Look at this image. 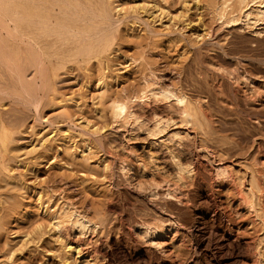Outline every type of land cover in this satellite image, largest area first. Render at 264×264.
I'll return each mask as SVG.
<instances>
[{"label": "rangeland", "instance_id": "1", "mask_svg": "<svg viewBox=\"0 0 264 264\" xmlns=\"http://www.w3.org/2000/svg\"><path fill=\"white\" fill-rule=\"evenodd\" d=\"M162 1L3 97L0 264H264V0Z\"/></svg>", "mask_w": 264, "mask_h": 264}, {"label": "bare ground", "instance_id": "2", "mask_svg": "<svg viewBox=\"0 0 264 264\" xmlns=\"http://www.w3.org/2000/svg\"><path fill=\"white\" fill-rule=\"evenodd\" d=\"M160 1H162V0L153 1L154 2L153 7L155 10H156V8H158ZM0 3L2 4L1 5L2 12L0 11L1 12L0 13V106H3V102H4V101L2 102V100L4 99L3 97L6 95H9V94H15V95L19 94L20 97L23 96V98L27 101V103L29 102V104H31L30 102H33L35 100V87H36V85L42 84V85H45L47 87V85L51 84L50 88L52 89L53 88V86H52L53 82H51V80H53L52 78L55 77L58 79V77H56L58 74V71L61 69L63 70L67 64H69V65L77 64V65L81 66V65L89 64L91 62V60H93V59H95L94 61L100 62L102 60L100 58H102L106 52H108V54H109V50L116 43L115 42V40H116L115 39V37H116L115 36V30H117L116 27L118 26V23L121 20L119 21V18L118 19L115 18L114 13H116V12L121 13L122 11L125 13L127 10H130V13L135 12V15H136V13H138V10L142 9L143 7L145 8L146 6L149 5V4L146 5L147 3L144 2L145 6L142 4L143 5V7H142L141 5L138 4L139 2H137L136 0H133L130 4H128L129 9H128V7H126L127 4L125 5L126 2L123 3V1H121V0H0ZM185 5H187V4H185ZM149 6H150V8L152 7L151 3ZM153 7H152V10H153ZM162 8L165 9L164 7H162ZM163 9L161 11V8H160L159 11L163 12ZM142 10H141V12H142ZM145 12L148 13L151 11L145 9L144 13ZM158 13H157V15H158ZM154 14L155 13L152 11L150 13V16H152L153 17L152 19L155 20L156 15L154 17ZM132 15L135 16L133 13H132ZM130 16H131V14H130ZM131 17H129V18L131 19ZM157 17L159 18L160 15ZM127 18H128V16L126 17V19ZM136 18H138V16ZM130 19H128V20H130ZM128 20H126V21H128ZM140 20L142 22L141 18H140ZM130 21H129V24H130ZM143 21H144V19H143ZM161 21L162 20H160V22ZM153 22H155V21H153ZM136 24H138V23H136ZM142 26H144V25H142ZM162 27H163V25H162ZM144 30H146V29H144ZM144 30H142V31L144 32ZM151 30H152V32L151 31H147V32L153 33V29H151ZM160 32H162V30ZM154 33H156V32L154 31ZM4 34H6V37L4 36ZM151 35H153V34H151ZM170 36H171V34H170ZM171 38H172V36H171ZM203 57H204V55H203ZM4 65H6V66H4ZM5 68H8L10 70L9 73H11V75H12V76L9 75L11 77L10 81H7V78L9 79L10 77L8 76V74L5 73V71H4ZM8 69H5V70H7V72H8ZM3 74H4V76H2ZM5 74L8 77L5 76ZM31 75H32V77L29 78V76H31ZM4 77H7V78H4ZM101 78H103V77H101ZM42 85H41V87H42ZM49 86H48V90H49ZM46 91H47V89H46ZM185 95L186 94H183V92H182L181 94L174 95V97L178 101L182 102V101H186L188 99L187 96H185ZM5 99H6V97H5ZM188 100H190V104L193 105V103L191 102V99H188ZM188 100L186 101V103L188 102ZM186 106L190 107L189 104ZM2 108L3 107H1V109ZM9 109H13V107L11 106ZM184 109L185 108H183V110ZM187 109L189 110V108H187ZM6 111H7V109H6ZM127 111H128V105L126 103H120V104H116L114 106V115L116 117L121 116L122 114H126ZM186 111H185V113H186ZM193 111H195V110H193ZM8 112L10 113L11 111H8ZM4 113H5V111H4ZM18 113H20V112L18 111ZM187 114L186 115L189 116L188 112H187ZM195 114H196V112H195ZM10 115L12 116V114H10ZM64 115H65V113H64ZM11 116L9 118H12ZM17 116H19V115H17ZM14 117H13V120H14ZM5 118H6V116H5ZM18 122H19V120H18ZM10 123H12L11 119H10ZM4 130H3V132H4ZM68 131H69V129H68ZM6 134H8V133H5V135ZM4 137H6V136H4ZM47 138H49V137H47ZM0 141L2 143V134L0 137ZM7 144H9V142ZM1 153H2V151H1ZM40 198L41 197L38 198L39 201L37 202L38 207L41 209H44V207H43L44 204L41 200L42 198L41 199ZM153 200H155V199L153 198ZM45 204L47 205V203H45ZM45 210H46V208H45ZM45 214H47L46 211H45ZM57 218H55V219L57 220ZM197 220H199V219H197ZM52 221H53V219H52ZM103 221L104 220H102V222ZM164 222H167V221L164 220ZM57 225H59V224H57ZM197 225H198V223H197ZM57 227H55V228H57ZM196 227H198V226H196ZM158 228H160L159 225L154 224V229L158 230ZM142 232L146 233V230L142 231ZM220 238H221V236H220ZM129 241H130V239H129ZM60 242H62V241H60ZM60 246H61V244H60ZM68 247H69V250L72 249V246L70 244H68ZM63 249H65V248H63ZM74 249H76V248H74ZM150 249H152V248H150ZM150 252H152V250ZM66 253H67V251H66ZM77 255H78L77 257L81 258V253L79 251L77 252ZM9 256H10V253H9ZM75 256H76V254H75ZM156 256H158V255H156ZM63 259H65V262H66V258H63ZM68 263H69V261H68ZM88 263H89V260H88ZM159 263H160V261H159Z\"/></svg>", "mask_w": 264, "mask_h": 264}]
</instances>
